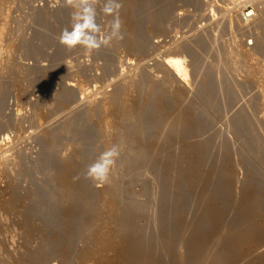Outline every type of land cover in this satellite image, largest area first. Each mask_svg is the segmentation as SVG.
I'll list each match as a JSON object with an SVG mask.
<instances>
[{"label":"rangeland","instance_id":"rangeland-1","mask_svg":"<svg viewBox=\"0 0 264 264\" xmlns=\"http://www.w3.org/2000/svg\"><path fill=\"white\" fill-rule=\"evenodd\" d=\"M138 1L152 2L155 10L149 9L148 14L154 15L143 20L141 11L133 8ZM236 3L232 8L229 0H129L141 22L136 30L144 49L128 50L123 36L118 43L113 41L88 56L81 48L68 51L59 42L70 24L71 9L64 6V0H0V161L21 153L17 199L32 213L29 224H20L15 213L0 209V264H36L34 252L43 244L52 252L50 264L61 263L58 252L65 248L71 255L67 264H118L117 250H105L99 243V256L79 258L89 232L93 235L90 229L109 183L122 190L128 224L155 238L162 227L179 231L180 208L191 223L196 221L204 203L198 201L200 188L188 183L192 171L187 162H175L187 171L178 180L159 164L151 171L140 167L139 176L124 175L127 163L120 158L103 185L85 175L88 166L107 151L111 137L107 122L118 117L115 112L109 115L105 96L128 77H140V84L116 101L139 105L146 99L148 86L154 85L156 94L140 126L141 141L149 145L158 135L163 136L171 120L159 119L156 107L158 97L172 89L161 82L167 70L161 61L169 57H178L187 71L188 85L182 87V93L192 117L187 118L191 126L185 137L204 149L207 169L198 175L206 178L209 190L220 195L218 205L225 220L240 219L228 191L234 181L232 171L241 191L251 187L264 200V0ZM247 5L257 10V19L240 18ZM102 8L103 0H99L97 23L104 35L112 17ZM156 23L164 27L158 29ZM22 66L26 72H21ZM21 77L23 85L17 83ZM94 103L98 105L95 116L89 111ZM168 105L176 106L171 96ZM240 116L251 131L246 137L234 130L233 123ZM48 132L53 133L54 142ZM128 133L127 138H133L134 133ZM65 159L82 166L85 196L75 192L69 198L61 177L67 172ZM6 184V178L0 176V202L10 198ZM85 198L90 211L83 206ZM133 200L139 202L135 208ZM71 202L76 217L70 221L66 210ZM204 222L208 230L212 228L208 216ZM26 232L30 234L28 245ZM104 234L103 238L118 247L120 236L128 235V229L114 232L105 227ZM253 264H264V256Z\"/></svg>","mask_w":264,"mask_h":264},{"label":"bare ground","instance_id":"bare-ground-1","mask_svg":"<svg viewBox=\"0 0 264 264\" xmlns=\"http://www.w3.org/2000/svg\"><path fill=\"white\" fill-rule=\"evenodd\" d=\"M237 1L241 0H229L232 8L237 4ZM120 3L119 15L122 20L125 47L131 51L142 50L144 46L141 44L136 30L141 22L135 18L136 16L129 6V0H120ZM133 8L135 12L138 9L141 11L143 20L154 15L153 13L148 14L149 9L155 10L152 2L138 1ZM164 10L165 8L162 9L163 12ZM158 13L162 12L158 11ZM256 17L257 10L250 20ZM162 26L164 27V25L156 23V28L160 29ZM114 42L118 43L119 41L114 40ZM161 62L167 67V70L162 74L161 82L171 86L172 89L169 90V94L162 93L158 97L156 115L159 119L168 118L171 120L170 126L163 136L158 135L152 139L149 145H145L141 141L142 128L140 126L143 114L149 106V101L156 94V89L154 85L150 84L145 101L139 105H119L116 100L125 91H133L140 84V77L130 76L121 81L120 88L106 95L104 99L109 115L114 112L118 113L115 120L110 119L107 122L111 137L107 141L106 149L108 150L113 146L118 147L119 158L127 163L124 175L136 174L139 176L141 174L140 167L151 168L149 169L151 171L155 165L159 164L169 176L178 180L187 171L186 168L175 162L181 160L187 162L192 171V175L187 179L188 183L190 186L200 188L198 201L204 204L198 208L199 212L194 223L189 221L180 208L177 213L179 231L172 227H162L160 236L155 238L149 235L147 230H137L136 227L128 224L130 217L122 204V190L118 184L109 183L104 188L102 205L98 207L99 212L90 229L93 231V235H90L89 232L79 258L99 256L100 248L97 249L96 247L99 243V246L105 250H117L118 264H174L170 258L180 264H253L264 256V200L251 187L241 191L239 188L241 185L234 179L233 171L232 173L229 172L234 181H231L228 191L231 201L238 208L240 219L238 221L225 220L224 210L218 205L220 195L215 190H209L206 178L203 175H198L203 169H207L204 162V149L200 144L195 141H188L185 137L187 128L191 126L187 122V118L192 117L191 108L185 105V96L182 93V87L188 85L187 71L178 57H169ZM19 69L21 72L27 71L23 66ZM22 78H19L17 83L23 85ZM168 96L173 98L176 104L174 108L168 105ZM97 110L98 105L96 103L90 106L91 115L95 116ZM233 125L234 130L244 133L245 137V133L251 132L246 130V121L242 116L235 120ZM130 130L134 133L131 139L127 138ZM250 130L258 132L257 128ZM47 137L52 142L55 141L53 133L48 132ZM262 150L263 147H260L259 152ZM20 155V152H15L1 158L0 176L7 180L6 189L10 192V198L0 202V209L15 213V219L18 223L29 224L32 219L31 210L27 204L22 205L17 199L18 184L16 178L22 170ZM65 160L67 161V172L61 177L69 198L71 199L75 192H81L85 196L82 166L79 163H71L69 159ZM194 169L198 171L195 174ZM230 169L228 171H231ZM175 189H179L178 183L175 184ZM132 202L134 208L139 203L137 200ZM82 203L87 211L91 210L87 198L83 199ZM75 210V206L71 202L66 210L70 221L76 217ZM103 212H106V215L102 214ZM205 216L211 220L212 228L209 230L204 222ZM154 224L158 227L160 223L155 220ZM105 227H109L114 232L126 227L128 235L120 236L119 246L115 247L109 239L103 238ZM25 241L28 245L30 241L28 232H26ZM34 253L37 260L36 264H50L52 252L48 244H43ZM58 256L61 259L60 264H67L71 255L65 248L58 252Z\"/></svg>","mask_w":264,"mask_h":264},{"label":"clouds","instance_id":"clouds-1","mask_svg":"<svg viewBox=\"0 0 264 264\" xmlns=\"http://www.w3.org/2000/svg\"><path fill=\"white\" fill-rule=\"evenodd\" d=\"M99 0H64V6L71 9L69 27H65L59 42L68 50L81 48L88 56L101 47H108L115 40L123 39L122 20L119 15L120 0H103L102 12L111 16L109 30L101 35L102 27L97 23ZM120 151L113 146L101 153L94 163L88 166L86 178L103 185L109 181L112 166L119 158Z\"/></svg>","mask_w":264,"mask_h":264},{"label":"built area","instance_id":"built-area-1","mask_svg":"<svg viewBox=\"0 0 264 264\" xmlns=\"http://www.w3.org/2000/svg\"><path fill=\"white\" fill-rule=\"evenodd\" d=\"M254 12L255 8L252 5H247L240 12V18L244 21H248L254 17Z\"/></svg>","mask_w":264,"mask_h":264}]
</instances>
